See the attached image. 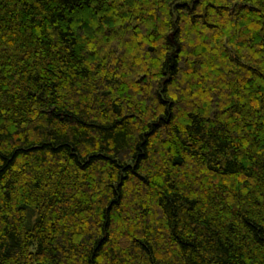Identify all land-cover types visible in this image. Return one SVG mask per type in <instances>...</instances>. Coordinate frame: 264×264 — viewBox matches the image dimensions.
<instances>
[{
  "label": "trees",
  "instance_id": "obj_1",
  "mask_svg": "<svg viewBox=\"0 0 264 264\" xmlns=\"http://www.w3.org/2000/svg\"><path fill=\"white\" fill-rule=\"evenodd\" d=\"M0 264H264V0H0Z\"/></svg>",
  "mask_w": 264,
  "mask_h": 264
}]
</instances>
